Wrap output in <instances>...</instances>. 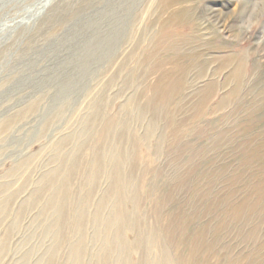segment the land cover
Instances as JSON below:
<instances>
[{"label": "rangeland", "instance_id": "1", "mask_svg": "<svg viewBox=\"0 0 264 264\" xmlns=\"http://www.w3.org/2000/svg\"><path fill=\"white\" fill-rule=\"evenodd\" d=\"M1 198L0 264H264V0H0Z\"/></svg>", "mask_w": 264, "mask_h": 264}, {"label": "bare ground", "instance_id": "2", "mask_svg": "<svg viewBox=\"0 0 264 264\" xmlns=\"http://www.w3.org/2000/svg\"><path fill=\"white\" fill-rule=\"evenodd\" d=\"M170 4L168 3V6H169ZM176 7V6H175ZM174 10V9H173ZM237 78H239L240 77V72H238L237 71V73H236V75H235ZM157 88V90H160L161 92L158 94L159 95V100H161V101H163V100H165V97H166V91H164V88H165V83L164 82H160L159 84H158V86L156 87ZM171 89H172V91H174L175 89H178V85H177V83L176 84H174L172 87H171ZM165 102V101H164ZM224 103V100L222 101V103L221 104H223ZM123 188H125V185L124 184H122V189ZM4 201V198L2 199L1 198V200H0V204L2 203ZM52 202L50 203V205L52 206V205H54L55 203H56V200H55V198H53L52 200H51ZM105 204H107L106 202H103L102 204H101V208L103 207V205H105ZM100 208V209H101ZM113 218V217H112ZM111 218V219H112ZM114 218H115V216H114ZM113 224V220H111V222H109V223H107V225L108 226H111ZM76 229H78V225L76 226ZM7 243V242H6ZM4 245V242H3V244H2V246ZM115 245H113L111 242H107L106 243V245H105V250L108 252V253H110V254H117V249L114 247ZM4 247H6V244H5V246ZM28 253V252H27ZM25 253L24 255H23V258H22V264H30L31 263V260L33 259V252H31V253ZM1 254V253H0ZM74 255L76 254L75 252L73 253ZM72 254V256L71 257H73L74 255ZM71 259L72 258H70V261H71ZM111 260V258L109 259V261ZM77 260L75 259V261L74 262H76ZM111 262L112 261H110V263L109 262H107V264L109 263V264H111ZM163 264V263H162Z\"/></svg>", "mask_w": 264, "mask_h": 264}]
</instances>
